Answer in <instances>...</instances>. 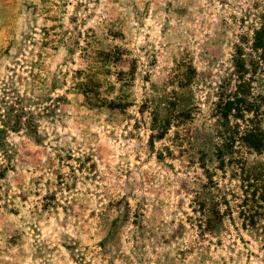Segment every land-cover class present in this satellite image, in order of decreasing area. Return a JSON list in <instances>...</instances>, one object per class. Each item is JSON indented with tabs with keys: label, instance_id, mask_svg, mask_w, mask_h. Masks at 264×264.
<instances>
[{
	"label": "rangeland",
	"instance_id": "1",
	"mask_svg": "<svg viewBox=\"0 0 264 264\" xmlns=\"http://www.w3.org/2000/svg\"><path fill=\"white\" fill-rule=\"evenodd\" d=\"M261 11L264 0H0V100L15 76L41 113L40 141L7 139L0 264H264L259 226L238 214L240 183L218 169L212 118ZM253 91L264 96V72ZM168 104L187 120L151 139ZM241 152L264 171V151ZM208 176L207 203L230 210L207 229L192 201Z\"/></svg>",
	"mask_w": 264,
	"mask_h": 264
},
{
	"label": "trees",
	"instance_id": "2",
	"mask_svg": "<svg viewBox=\"0 0 264 264\" xmlns=\"http://www.w3.org/2000/svg\"><path fill=\"white\" fill-rule=\"evenodd\" d=\"M248 26L252 34L249 41L251 53H246L244 48L247 40L246 42L240 41L235 46L231 59L234 76L233 89L227 93V85L223 84L220 87L212 118L218 138L215 153L218 169L240 183V202L236 207L242 225L244 228L259 226L258 230L262 235L264 246V213L260 212L264 210V171L247 168L241 152L244 150L260 155L264 151V96L253 91L258 75L264 72V11L258 13L255 21ZM104 56L109 63L110 54H104ZM191 74H196L195 70ZM14 77L10 82L7 78L1 88L3 96L7 97L9 93L14 96L11 101L4 100V98L0 100V104L4 106L0 109V180L13 170L11 160L14 149L7 140L10 133L23 131L33 136L36 141L41 140L37 123V115L40 116L41 113L36 115L34 112L35 108L39 109V107L34 108L38 106V102L26 93L20 94L19 90L14 88ZM20 81L27 82L21 77L18 78V82ZM76 86L88 102L86 104L92 105L93 101L87 96L86 89L81 87L82 83H77ZM168 106L165 109L164 119H158L157 112L153 114L152 128L153 130L157 128V133L151 139L162 140L168 134L172 122L182 123L187 120L185 116L179 115L178 117L179 113L174 114L175 105L168 104ZM108 107L122 109L123 105L110 101ZM180 114H182L181 111ZM206 178L207 183L202 185L204 186L202 191L195 192L192 211L201 215V219L204 220L203 225L208 229L220 222L230 208L227 201H225L224 212L219 211L217 203L212 201L207 203L208 200L205 197L213 181L211 176Z\"/></svg>",
	"mask_w": 264,
	"mask_h": 264
}]
</instances>
